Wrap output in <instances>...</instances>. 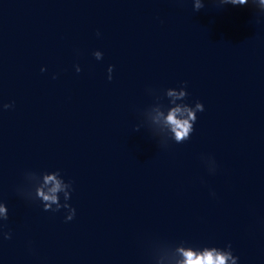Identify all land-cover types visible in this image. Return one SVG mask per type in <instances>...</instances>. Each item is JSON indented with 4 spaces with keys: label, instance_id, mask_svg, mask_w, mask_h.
Listing matches in <instances>:
<instances>
[{
    "label": "water",
    "instance_id": "obj_1",
    "mask_svg": "<svg viewBox=\"0 0 264 264\" xmlns=\"http://www.w3.org/2000/svg\"><path fill=\"white\" fill-rule=\"evenodd\" d=\"M209 255L264 264V0H0V264Z\"/></svg>",
    "mask_w": 264,
    "mask_h": 264
},
{
    "label": "clouds",
    "instance_id": "obj_2",
    "mask_svg": "<svg viewBox=\"0 0 264 264\" xmlns=\"http://www.w3.org/2000/svg\"><path fill=\"white\" fill-rule=\"evenodd\" d=\"M232 2L234 4L235 3L246 4L247 3V0H232ZM169 120H170V122L174 123L177 126V128H181V127L183 128V132H177L178 139L179 138H182L183 135H186V133L189 130V125H188L187 121L183 122V124H181L180 122H177L174 119V114L173 115H170ZM45 199H52V200H54L55 198L54 197H45ZM207 260H208L209 264H213L211 255H209L207 257ZM215 264H224V258L223 257H218L217 260L215 261Z\"/></svg>",
    "mask_w": 264,
    "mask_h": 264
}]
</instances>
